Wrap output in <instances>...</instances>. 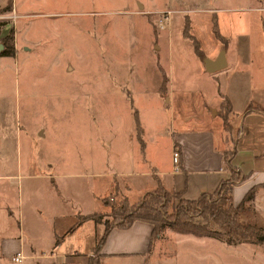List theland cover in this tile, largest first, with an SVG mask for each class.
I'll return each instance as SVG.
<instances>
[{"label":"crops","instance_id":"obj_1","mask_svg":"<svg viewBox=\"0 0 264 264\" xmlns=\"http://www.w3.org/2000/svg\"><path fill=\"white\" fill-rule=\"evenodd\" d=\"M56 4L57 0H0V15H6L9 19H0L3 21L0 38L9 29L13 30L12 44L15 49L12 56L0 55V264L6 258L20 263L25 256L41 258L45 264H87L104 230L100 219L94 221L88 216L107 213V207L110 206L108 202L118 197L126 202H134L141 199L145 192L161 187L179 193L182 199H196L204 192L211 193L222 179L229 178L230 166L234 167L237 175L243 177L236 180L230 189L233 205L243 199L252 185L264 184V77L260 79L255 69L250 68L252 61L248 38L242 37L244 40L242 43L239 41V44L235 40L231 41L219 31L214 14L211 17L212 34L220 42L217 51L223 52L226 60L224 67L231 69L227 74L230 76L222 90L217 74L209 72L211 75L206 78L209 79L210 96L217 99L216 102L205 100L199 107L197 121H203L205 125L202 128L183 127L186 118L178 130L173 131V140L165 150V161L162 156L157 157L158 148L156 158L150 154L147 141L143 139L145 133L138 114L142 147L137 141L138 154L133 144L130 157L120 152L126 144L124 149L118 148L117 163H106L104 146L102 142L97 143L98 138L94 146L83 147L87 148V156L80 171L75 168L77 161L74 162L73 157V151H78V148L41 147L40 140H35V136L41 134L40 130L31 132L28 128L31 118H24L28 122L22 119L17 58L20 55L27 58L38 51L35 45H38L39 40L33 37L37 26L24 20L30 16L34 5L40 10L33 11L34 14L54 17L39 25L42 35L39 44L42 48L64 38L63 20L56 19V15L60 14L55 9ZM48 5L50 8H47ZM5 6L7 9L2 10ZM153 12L159 14L165 11H147L148 14ZM67 20L68 25L75 24L78 28V18ZM158 22L159 27L163 28L160 19ZM183 25V33L188 29L194 37L189 31L186 16ZM192 53L195 54L193 50ZM203 55V58L197 56L201 62L196 63L199 74L208 72L204 70L203 59L215 58ZM154 63L156 71L152 72L153 88L150 89L164 96L168 80L159 61L156 59ZM33 70L29 68L27 73L30 75ZM233 74L240 78L238 83L245 88V92L239 94ZM149 75L143 69L139 80L133 84V90L144 89L146 92L147 88L140 84L148 83ZM121 87L124 99L132 102V89ZM193 87L195 92L201 93L200 85ZM32 94L28 85V93H24L25 109L32 108ZM240 98L242 102H239ZM223 102L229 108L230 131L223 129V120L218 112ZM211 109L212 114L209 113ZM133 110L137 113L134 107L132 113ZM128 137L133 142L137 140L135 124L128 132ZM228 142L233 150L229 163L223 159ZM175 147L179 152L177 165L172 161ZM258 190L254 199L263 191L260 187ZM151 229L152 224L138 219L133 220L128 227L113 226L94 253L98 264H176L159 255L158 240L151 238ZM15 253L21 254V261L10 259Z\"/></svg>","mask_w":264,"mask_h":264},{"label":"rangeland","instance_id":"obj_2","mask_svg":"<svg viewBox=\"0 0 264 264\" xmlns=\"http://www.w3.org/2000/svg\"><path fill=\"white\" fill-rule=\"evenodd\" d=\"M57 2L55 9L60 14L56 15V19L63 20L64 32V38L58 43H49L43 48L39 44L42 37L39 25L53 19V16L34 14L33 11H40L34 5L30 16L24 19L37 26L33 37L39 41L38 45L34 44L38 51L27 58L25 55L17 56L18 91L23 121L28 122L25 119L31 118L28 128L33 133L35 129L41 132L40 137L34 135L35 140H40L41 147L44 148H78V151L73 149L74 162L77 161L75 168L78 171L80 166L85 165L83 163L87 156V148L83 147L94 146L96 138L97 143L102 142L104 146L106 163L114 164L119 149L125 144L121 154L127 153V157H130L133 144L139 154L137 140L133 142L128 137V132L135 124L133 107L137 110L145 133L143 139L147 141L150 154L156 158L158 148L157 157L162 156L164 161L165 150L173 140V131L178 130L186 118L183 127L202 128L205 125V122L197 121L199 107L205 100L216 102L217 98L210 96L209 79L206 77L211 74L205 71L199 74L196 70L199 58L192 53V43L183 33L184 16L189 24V31L207 56L214 57L220 46L211 30L213 14L219 31L231 41L235 40L239 44V41L242 43L244 40L242 37L248 38V51L252 61L250 68L255 69L260 79L264 77V0ZM140 4L142 6L139 7ZM182 8L186 10L183 11ZM157 9L165 12L147 13L148 10ZM135 12H138L137 15ZM5 16L0 15V19L7 20ZM166 16L168 18L165 20ZM68 18H78L79 29L75 24L68 25ZM159 19L163 28L159 27ZM46 29L50 30V27L46 26ZM48 30L45 32L51 35ZM185 32L190 34L188 29ZM156 59L168 80L164 96L153 93L150 89L153 88L151 79L154 75L152 72L156 71ZM29 68H34L30 75L27 73ZM143 69L150 73L148 83L140 84L147 91L133 90V84L139 80ZM230 70L229 67H223L214 72L222 90L225 89ZM232 78L239 87V90L235 88L239 94L245 92V88L238 83L240 78L237 75ZM28 85L33 92L32 108L25 109L23 101L25 91L28 93ZM194 85L201 86V93L193 90ZM121 86L132 89V102L124 99ZM239 102H242L241 98ZM209 113L212 114L213 110ZM226 146L229 149L232 147L229 142ZM93 185L96 184L93 182ZM259 187L263 191L254 199ZM253 191L250 198L242 200L236 221L243 226L252 225L264 235V184L254 187ZM180 198L174 197L176 202ZM141 199L127 201L128 203L121 197L112 199L108 203L111 208H116L115 212L109 206L107 213H99V218L107 226L112 225L122 214L136 212L135 206ZM163 209L166 211L164 219H169V222L173 220L177 212L176 206L169 204ZM190 212L193 214L188 217V221L202 220L199 215H195L193 209ZM208 223L217 232L216 236L180 233L168 226L155 229L154 238L158 240L159 255L176 264H264V242L244 240L234 235L225 223ZM94 253L92 257H95ZM45 263L41 258L27 256L20 263L8 258L3 261V264Z\"/></svg>","mask_w":264,"mask_h":264},{"label":"trees","instance_id":"obj_3","mask_svg":"<svg viewBox=\"0 0 264 264\" xmlns=\"http://www.w3.org/2000/svg\"><path fill=\"white\" fill-rule=\"evenodd\" d=\"M1 9L5 10L7 9V7L5 6ZM2 24L3 21L0 20V26ZM184 34L189 38V40H191L195 55L200 58H203L204 55L202 54L197 40L192 35L187 34L185 30ZM215 35H217L216 30ZM0 41L3 45V48L0 51V55L4 54L12 56L15 50L14 45L12 44L13 30L9 29L8 33L0 38ZM163 82H165L164 78ZM218 112L223 120V129L225 131H230V125L227 115L229 113L228 104L226 102L221 103V107ZM133 118L135 119L136 138L141 148L142 138L137 113L135 110H133ZM232 153L233 150L231 148L229 149L228 147L223 151V159L225 162L229 163ZM229 176L230 177L227 179H222L219 182L218 186L211 193L204 192L196 199L186 200L180 198L176 202L174 197H179L180 194L177 192L163 190L161 187H158L152 191L145 192L141 199L142 201L135 206L137 209L136 212L131 213V211H128L127 214H122V216L119 217L120 219L113 221L112 225L107 226L106 222H103L104 230L102 234L98 237L97 243L95 244L93 251L97 252L98 247L102 243V240L104 239L105 235L107 234L110 228H112L113 226L128 227V225L135 219L142 221L145 220L152 224L151 238H154L155 229L159 230L162 226H168L171 230H175L180 233H192L198 236H216L217 232H215V230L209 227L208 222L212 221L216 223H225L230 227L229 229L234 235H237L244 240L264 242V235L261 234L259 229L252 225L243 226V224L236 221L237 210L241 207L240 205L242 203V200L250 198L254 193V187L263 184L252 185L247 190L248 192L245 194L241 202L236 206H233L230 189L236 180H239L243 177L237 175L234 167L231 166ZM211 196L215 197L211 198ZM169 204L171 206L174 205L177 208L176 215L173 220H170V222L169 219H164L166 211L163 209ZM110 208L111 206L109 207V209ZM190 209H193L195 215H199L202 220L198 222H192L190 220L188 221V217L193 214L190 212ZM110 210H114L115 212L116 208L113 207ZM179 215H182L183 217H179ZM88 217L92 218L94 221H97L100 219V214H92ZM125 218H128V220H126ZM87 264H98L97 257H90Z\"/></svg>","mask_w":264,"mask_h":264},{"label":"water","instance_id":"obj_4","mask_svg":"<svg viewBox=\"0 0 264 264\" xmlns=\"http://www.w3.org/2000/svg\"><path fill=\"white\" fill-rule=\"evenodd\" d=\"M2 46L3 45L0 43V50ZM225 65H226V60L222 51H219L214 59H210L207 57L203 59L204 70L210 73L215 72V70H218L220 68H223Z\"/></svg>","mask_w":264,"mask_h":264},{"label":"built area","instance_id":"obj_5","mask_svg":"<svg viewBox=\"0 0 264 264\" xmlns=\"http://www.w3.org/2000/svg\"><path fill=\"white\" fill-rule=\"evenodd\" d=\"M178 159H179V152L178 149L175 147L172 151V161L174 162L175 165L178 164ZM21 254L19 253H15L13 254L10 259H12L13 261H21L22 259ZM61 264H70L69 262H62Z\"/></svg>","mask_w":264,"mask_h":264}]
</instances>
